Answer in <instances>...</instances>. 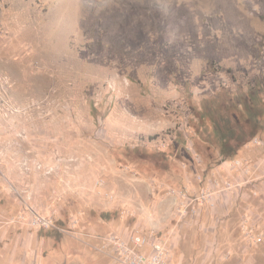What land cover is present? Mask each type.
<instances>
[{
	"label": "rangeland",
	"instance_id": "374dc122",
	"mask_svg": "<svg viewBox=\"0 0 264 264\" xmlns=\"http://www.w3.org/2000/svg\"><path fill=\"white\" fill-rule=\"evenodd\" d=\"M250 105L264 0H0V264H118L104 237L133 229L167 264H264V117L234 157L214 131ZM232 178L179 222L172 190Z\"/></svg>",
	"mask_w": 264,
	"mask_h": 264
},
{
	"label": "built area",
	"instance_id": "2783aa9c",
	"mask_svg": "<svg viewBox=\"0 0 264 264\" xmlns=\"http://www.w3.org/2000/svg\"><path fill=\"white\" fill-rule=\"evenodd\" d=\"M255 140V139H254ZM256 140H258L256 138ZM239 172L247 174L251 166L249 162L240 159L235 161ZM242 186V182L237 179L216 181L214 187L200 190L193 194L183 190H172V194L177 196V214L179 222L188 216L198 214V206L204 204L215 205L217 195H222L228 191H233ZM36 222L46 227H57L54 222L45 218H37ZM262 240V237L258 238ZM105 252L118 264H167L174 246L171 238L164 237L155 229L145 232L144 230L133 229L125 233L114 232L104 237Z\"/></svg>",
	"mask_w": 264,
	"mask_h": 264
},
{
	"label": "trees",
	"instance_id": "16d2710c",
	"mask_svg": "<svg viewBox=\"0 0 264 264\" xmlns=\"http://www.w3.org/2000/svg\"><path fill=\"white\" fill-rule=\"evenodd\" d=\"M259 106L250 105V108L243 111H236L237 108L233 111L230 108V115L227 116L229 118H226L230 124L228 129L220 130L219 127L214 129L218 138L219 150L224 159L237 155L243 144L263 126L261 122L264 117V107Z\"/></svg>",
	"mask_w": 264,
	"mask_h": 264
},
{
	"label": "crops",
	"instance_id": "0c3cea01",
	"mask_svg": "<svg viewBox=\"0 0 264 264\" xmlns=\"http://www.w3.org/2000/svg\"><path fill=\"white\" fill-rule=\"evenodd\" d=\"M257 148H261L260 146H258ZM251 152V150H249ZM259 150L256 149L255 152H258ZM248 151L245 149L241 152L239 158L240 160L241 159H244L247 155H248ZM233 171V172H232ZM235 171H239V168L235 165V162L233 161H226V162H223L221 163L218 167H216L214 170H213V173L214 174H221L222 176H225V175H231V174H238V173H234ZM232 200V203L227 205V209L230 210V209H235L236 207H238V205H236V203H234V201L236 200V197H231ZM234 239V237H233ZM234 241V240H233Z\"/></svg>",
	"mask_w": 264,
	"mask_h": 264
}]
</instances>
